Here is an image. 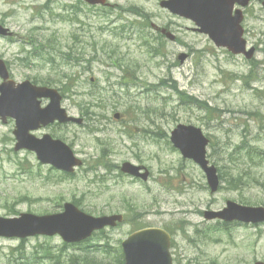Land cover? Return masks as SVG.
Segmentation results:
<instances>
[{"label": "rangeland", "instance_id": "374dc122", "mask_svg": "<svg viewBox=\"0 0 264 264\" xmlns=\"http://www.w3.org/2000/svg\"><path fill=\"white\" fill-rule=\"evenodd\" d=\"M159 1L111 0L113 4L120 3L125 8L132 5L144 8L151 14L148 18L156 24H172L171 27L178 35L177 40L166 44L163 56L150 57L139 39L120 38L111 31L99 29L102 24L114 26L123 20H140V16L126 9L112 7L109 19L116 18L117 22L112 24L109 19L100 20V14L89 21L91 25H95L92 39L97 45L94 53L96 60L85 61L78 66L62 67L77 79L74 94L65 97L62 102L71 114L81 116L79 102L83 104L81 98L88 91L100 87L105 89L102 94L104 100L100 97L98 100L94 99L98 106L92 108L96 113L103 114L95 125L100 131H92L86 125H68L50 130L71 143L75 152L84 159V165L76 170L74 177L65 180L50 166L38 165L32 154H28L32 161L28 170L21 169L16 160H24L27 153L21 152L16 157L12 152L14 144L11 141L14 123H2L0 120V214L6 216L10 206L11 214L27 211L52 213L61 209L66 201L82 198L83 208L96 216L127 212L124 223L105 231L117 246L134 231V222H138L139 227L162 226L170 227L173 231L179 225H186L185 230L179 231L175 236L176 253L181 263L253 264L257 260L264 261V225H230L228 230H223L216 229L215 226H221L218 222L203 221L204 210L221 207L226 200L240 202L243 199L249 205L264 206V155L260 160L261 165L246 174L245 181L249 185H244L242 189H232L229 178L236 170L224 168V188L212 194L206 188L202 171L193 162L184 159L168 140V135L177 124L192 123L202 126L206 133L211 134L212 141L219 150L223 143H229L232 148L241 141L242 132L246 131L250 142L256 140L255 145L264 152V129H260L261 124L254 116L249 118L246 113L259 111L257 116L264 117V97L244 86L241 80L235 79L236 75L250 69L248 60L216 47L206 34L193 29L195 25L191 20L162 9ZM120 12L122 17L118 16ZM17 17L27 19L30 17L29 11H22ZM244 25L249 45L259 47L255 60H262L260 69L263 73L259 72L262 76L264 9L259 3H253ZM58 26L63 32L69 27L62 23H58ZM52 27L60 31L55 24ZM85 30L79 33L88 36L89 34H83ZM40 34L50 38L49 43L55 47L54 51L67 50L59 47L60 41L65 44V38H59L57 33L55 35L43 31ZM48 37H43L42 40ZM69 43L72 44L71 41ZM74 48L87 58V53L79 51L75 46ZM109 48H116L117 53L113 52L109 56L105 52ZM17 49V46L11 44L0 46V53L12 62V72L17 81H23L28 76L46 78L50 75L51 68L48 69V63L44 61L36 60L37 66L34 68L14 61ZM181 52L189 53L182 64L178 59ZM72 53L75 55L74 51ZM163 58L169 64L162 65ZM120 64L125 65L124 70L120 68ZM127 66L135 70L127 69ZM134 76L137 77L136 85L131 83ZM165 78L176 81L178 91L170 85H174L172 81L169 85L163 84ZM259 80L254 85H258L264 92V78ZM121 81L130 84H118ZM151 83L158 86L152 87L149 85ZM184 90L219 107L222 121L218 119L217 123V118L207 117L204 111L182 104L178 97ZM116 112L122 113V119L114 116ZM144 126L153 127L154 129L149 130L155 133H141L139 128ZM127 128L137 131L133 141L124 132ZM102 148H112L105 163L97 162ZM210 151L212 150L209 149V153ZM126 160L148 166L151 170L149 180H133L122 173L117 165L120 166ZM221 163L228 165L226 161ZM96 170L106 178H99ZM27 197L30 199H26ZM104 240V235L99 234L94 242ZM64 248L66 247L59 236H36L23 240L0 238V264H23L26 261L22 258L24 255H34L43 261L35 258L29 264H70L68 260L63 262L67 259L66 251L74 253L81 248L61 251ZM46 250L50 251L49 256L45 253ZM51 258L61 261L52 259L50 262ZM114 259L115 257H111V264H115ZM81 264H86L84 258Z\"/></svg>", "mask_w": 264, "mask_h": 264}, {"label": "water", "instance_id": "95a60500", "mask_svg": "<svg viewBox=\"0 0 264 264\" xmlns=\"http://www.w3.org/2000/svg\"><path fill=\"white\" fill-rule=\"evenodd\" d=\"M236 1L243 5L247 3V1L240 0H177V4L174 6L178 7V12H181L182 8H186L187 13L194 15L203 24V29L210 33L217 45L227 46L234 53L243 52L251 57L254 49L247 52L246 40L242 38L243 29L240 24L242 13L237 11L235 16L232 15L233 4ZM51 93L52 90L34 87L29 82L20 85L15 89V92L11 90L10 93V90H7L5 101L11 104L12 114L17 118L20 142L27 136L26 129L30 118L46 122L55 117L54 112L59 117L64 116L63 110L59 108V97H56L53 104L43 110V113L40 112L37 96H48ZM182 129L189 136L184 135L178 145L186 157L193 158L202 165L208 174L212 189L216 190L219 183L216 168L208 167L206 160L208 140L202 136L200 129L181 126L179 131ZM26 142L25 140L21 146H25ZM44 142L45 140L32 143V148L38 151L43 161L52 162L65 169H70L75 162L78 163L72 153H65L63 161H60L58 156L53 157L47 154L46 149L49 143L43 145ZM124 169L130 172L136 170L130 164H125ZM227 204V207L217 215L229 220L236 218L247 222L264 220V208L244 207L231 201ZM115 219H121V217L94 218L83 213L75 205L67 203L65 212L61 214L37 216L23 213L20 218L5 219L0 217V235L25 237L34 234L52 235L60 232L67 240H79L89 236L96 228L113 224ZM123 245L125 247V264H173L168 252L169 235L162 229L150 228L139 231L132 234L129 239L123 242Z\"/></svg>", "mask_w": 264, "mask_h": 264}, {"label": "trees", "instance_id": "16d2710c", "mask_svg": "<svg viewBox=\"0 0 264 264\" xmlns=\"http://www.w3.org/2000/svg\"><path fill=\"white\" fill-rule=\"evenodd\" d=\"M210 111L213 112L212 116L214 117L216 115L217 111L216 110L214 111V109H210ZM212 145H213L212 146L213 150L211 152V155L218 162V158H220V157L217 156V154H216L217 151H216V148H214L215 144L213 143ZM238 151H240L242 153V155L245 156V158L250 159V160H252L254 156H258V152H259L257 148L254 147V149H253L252 146H250L246 143V141H242L239 145L236 146V148L234 149L233 152L231 151L228 154V157L230 158L231 161L234 160L233 159L234 158L233 157L234 152H238ZM254 152H255V154H254ZM224 153H226V151H224ZM221 154H222V152H220L218 155H221ZM113 263L124 264L122 258H120V260L118 262H113ZM94 264H105V263L96 262ZM108 264H111V263H108Z\"/></svg>", "mask_w": 264, "mask_h": 264}]
</instances>
